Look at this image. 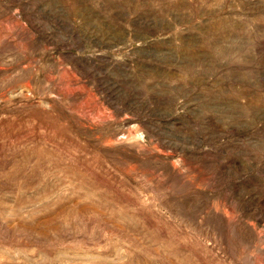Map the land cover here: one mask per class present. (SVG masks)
I'll return each mask as SVG.
<instances>
[{
    "label": "rangeland",
    "instance_id": "rangeland-1",
    "mask_svg": "<svg viewBox=\"0 0 264 264\" xmlns=\"http://www.w3.org/2000/svg\"><path fill=\"white\" fill-rule=\"evenodd\" d=\"M0 264H264V0H0Z\"/></svg>",
    "mask_w": 264,
    "mask_h": 264
}]
</instances>
